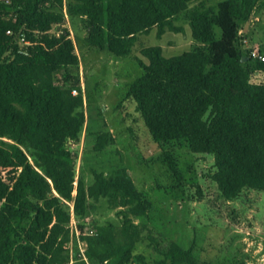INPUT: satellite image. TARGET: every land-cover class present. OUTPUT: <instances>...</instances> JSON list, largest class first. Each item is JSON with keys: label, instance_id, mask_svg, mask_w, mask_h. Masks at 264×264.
Instances as JSON below:
<instances>
[{"label": "trees", "instance_id": "trees-1", "mask_svg": "<svg viewBox=\"0 0 264 264\" xmlns=\"http://www.w3.org/2000/svg\"><path fill=\"white\" fill-rule=\"evenodd\" d=\"M260 9L264 0H0V264H69L72 218L84 252L71 264H212L171 240L150 239L152 263L133 255L148 203L125 167L93 171L90 185L76 179L68 142L79 140L85 115L64 26L78 21L89 47L126 58L138 35L179 33L174 22L185 17L192 50L165 58L160 47L143 49L144 73L124 98L157 145L183 141L211 155V179L231 202L243 190L264 194V61L242 54L239 35ZM91 136L95 153L114 144L109 131ZM164 160L179 178L169 153ZM101 200L118 210L119 227L84 223Z\"/></svg>", "mask_w": 264, "mask_h": 264}, {"label": "rangeland", "instance_id": "rangeland-1", "mask_svg": "<svg viewBox=\"0 0 264 264\" xmlns=\"http://www.w3.org/2000/svg\"><path fill=\"white\" fill-rule=\"evenodd\" d=\"M219 1L206 0V5ZM174 26L180 28L179 33L166 31L157 38L154 28L148 35H138L131 55L126 58L89 47L78 21L64 26L70 31L79 61L78 86L85 115L79 140L68 142L75 155L76 179L81 175L90 185L93 171L108 175L118 166L126 168L148 203L146 216L135 221L142 227V238L133 255H143L149 263L155 259L152 238L160 246L171 240L184 250L193 247L198 259L212 264H264V194L243 190L234 201L223 199L211 179L215 171L213 157L190 153L183 141L157 145L136 112L135 103L124 98L129 84L144 73L136 62L140 59L147 63L141 55L143 49L160 47L165 58L192 50L195 42L185 17L180 16ZM241 32L247 41L241 47L243 55L255 46L264 48V9L257 10L242 25ZM259 79L257 76L253 81ZM75 91L72 95H77ZM99 130L109 131L114 139V144L103 153L92 151L91 134ZM164 153H169L176 163L179 178L164 160ZM117 211L101 200L84 223L93 227L112 223L119 227L121 217ZM70 232L69 264L73 262V253L77 250L81 254L84 249L73 218Z\"/></svg>", "mask_w": 264, "mask_h": 264}, {"label": "built area", "instance_id": "built-area-1", "mask_svg": "<svg viewBox=\"0 0 264 264\" xmlns=\"http://www.w3.org/2000/svg\"><path fill=\"white\" fill-rule=\"evenodd\" d=\"M241 31L239 32V35H241ZM242 44L243 45H247V41L246 40H243L242 41ZM249 56L251 59L253 60H259V61H264V56L260 53V49L255 46L253 47L252 49H249ZM72 93H76L75 90L72 91ZM83 252H84V249L82 250V253H81V256L83 257Z\"/></svg>", "mask_w": 264, "mask_h": 264}, {"label": "water", "instance_id": "water-1", "mask_svg": "<svg viewBox=\"0 0 264 264\" xmlns=\"http://www.w3.org/2000/svg\"><path fill=\"white\" fill-rule=\"evenodd\" d=\"M251 19V18H250Z\"/></svg>", "mask_w": 264, "mask_h": 264}]
</instances>
